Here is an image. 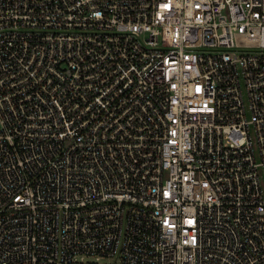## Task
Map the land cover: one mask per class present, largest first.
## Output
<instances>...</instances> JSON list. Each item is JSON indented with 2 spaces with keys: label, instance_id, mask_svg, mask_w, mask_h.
<instances>
[{
  "label": "built area",
  "instance_id": "built-area-1",
  "mask_svg": "<svg viewBox=\"0 0 264 264\" xmlns=\"http://www.w3.org/2000/svg\"><path fill=\"white\" fill-rule=\"evenodd\" d=\"M102 260L264 264V0H0V264Z\"/></svg>",
  "mask_w": 264,
  "mask_h": 264
},
{
  "label": "rangeland",
  "instance_id": "rangeland-1",
  "mask_svg": "<svg viewBox=\"0 0 264 264\" xmlns=\"http://www.w3.org/2000/svg\"><path fill=\"white\" fill-rule=\"evenodd\" d=\"M84 261L85 262H90V261H92V259L91 258H86V259H84ZM109 264L110 263V261L109 260H102V261H100V264Z\"/></svg>",
  "mask_w": 264,
  "mask_h": 264
}]
</instances>
